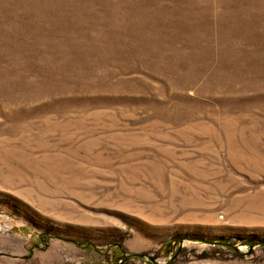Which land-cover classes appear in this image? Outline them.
Returning <instances> with one entry per match:
<instances>
[{
  "label": "rangeland",
  "instance_id": "1",
  "mask_svg": "<svg viewBox=\"0 0 264 264\" xmlns=\"http://www.w3.org/2000/svg\"><path fill=\"white\" fill-rule=\"evenodd\" d=\"M0 264H264V0H0Z\"/></svg>",
  "mask_w": 264,
  "mask_h": 264
}]
</instances>
